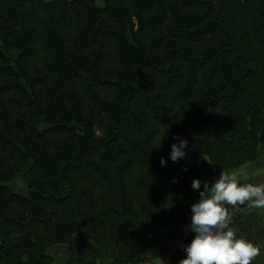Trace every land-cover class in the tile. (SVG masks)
Instances as JSON below:
<instances>
[{
	"label": "trees",
	"instance_id": "1",
	"mask_svg": "<svg viewBox=\"0 0 264 264\" xmlns=\"http://www.w3.org/2000/svg\"><path fill=\"white\" fill-rule=\"evenodd\" d=\"M102 1L0 0V264H55L56 244L139 264L185 225L193 178L258 157L264 0ZM26 165L25 194L1 184ZM225 206L264 264V214Z\"/></svg>",
	"mask_w": 264,
	"mask_h": 264
},
{
	"label": "clouds",
	"instance_id": "2",
	"mask_svg": "<svg viewBox=\"0 0 264 264\" xmlns=\"http://www.w3.org/2000/svg\"><path fill=\"white\" fill-rule=\"evenodd\" d=\"M164 136L153 148L161 146ZM173 139L178 142L171 144L169 158L177 163L185 157L188 141L178 136ZM160 163L166 164L164 157ZM239 176L237 171L221 172L211 185L193 178L192 188L200 190L199 199L191 205L189 228L194 235L184 247L186 255L179 264H251L260 254L259 245L244 236H237L230 226L232 216L225 205L247 204L250 208L264 209V183H241ZM173 182H177L176 178Z\"/></svg>",
	"mask_w": 264,
	"mask_h": 264
},
{
	"label": "rangeland",
	"instance_id": "3",
	"mask_svg": "<svg viewBox=\"0 0 264 264\" xmlns=\"http://www.w3.org/2000/svg\"><path fill=\"white\" fill-rule=\"evenodd\" d=\"M97 5H102V0H96ZM135 29L137 23L133 18ZM258 158V159H257ZM256 164L246 167L243 170L251 172L252 175L256 174L255 171L264 172V142L259 144L258 148V157ZM254 162V161H253ZM28 165L24 166L19 172L11 176L8 180H4L1 184L8 185L11 190L15 193L25 194L28 188ZM217 172L215 175H217ZM215 178V176H214ZM239 204L235 206L238 208ZM257 213V210L255 208ZM259 215V213H257ZM259 216H262L260 214ZM190 218L191 213L188 215L185 225L179 228L176 237L166 244L162 249L158 243L153 244L144 254V260L139 264H170L171 263V254L174 250H176L181 243L184 241L186 235L190 232ZM172 230L168 231V234L171 233ZM46 252L53 258L55 264H65L66 261L70 257V249L67 244H56L47 248ZM93 264H107L106 260H96Z\"/></svg>",
	"mask_w": 264,
	"mask_h": 264
},
{
	"label": "crops",
	"instance_id": "4",
	"mask_svg": "<svg viewBox=\"0 0 264 264\" xmlns=\"http://www.w3.org/2000/svg\"><path fill=\"white\" fill-rule=\"evenodd\" d=\"M259 142L260 143L264 142V132L260 134ZM257 159L254 162L243 165L242 167H240L237 170H232V171H237L238 173H240L239 179H240L241 183H246V182L264 183V172L255 171L256 174L252 175L251 172H253V171L248 172L246 170H243L246 167H250V166L256 164ZM232 171H229V172H232ZM219 174L220 173L215 175V179L218 178ZM256 210H257V213L262 214V215L264 214V209L256 208Z\"/></svg>",
	"mask_w": 264,
	"mask_h": 264
}]
</instances>
